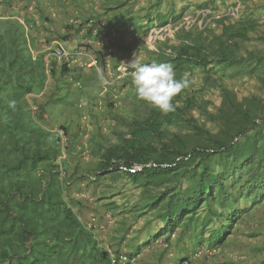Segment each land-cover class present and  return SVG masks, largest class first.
Here are the masks:
<instances>
[{
  "label": "trees",
  "instance_id": "16d2710c",
  "mask_svg": "<svg viewBox=\"0 0 264 264\" xmlns=\"http://www.w3.org/2000/svg\"><path fill=\"white\" fill-rule=\"evenodd\" d=\"M239 1L233 20L224 14L236 0L223 13L222 0H0V264H193L197 254L225 264L237 238L231 264H264V0ZM205 9L220 16L213 26L180 28L145 49L146 63H170L191 82L175 111L162 114L133 90L146 113L115 116L110 139L96 103L85 115L96 132L82 144L86 90L74 97L66 86L90 89L94 69L47 64L50 45L87 39L79 47L103 67L108 47L135 51L155 22L177 26ZM111 55L116 69L122 58ZM63 101L69 124L54 119ZM104 104L113 116L115 102Z\"/></svg>",
  "mask_w": 264,
  "mask_h": 264
},
{
  "label": "rangeland",
  "instance_id": "374dc122",
  "mask_svg": "<svg viewBox=\"0 0 264 264\" xmlns=\"http://www.w3.org/2000/svg\"><path fill=\"white\" fill-rule=\"evenodd\" d=\"M223 3L221 4V7L219 9L220 13H223L225 10V7L228 3H231L232 0H222ZM91 9V7L89 8ZM77 11V10H76ZM60 10L56 11L54 10L52 12V16L51 18L54 19L56 21V24H57V27H60V26H64L66 23H65V19H64V22L63 21H60L59 19H63L64 17L60 15ZM81 13V11H80ZM57 14V15H56ZM221 15V14H220ZM58 19V20H57ZM78 24V22H76ZM63 33H66V32H63ZM76 39L72 38L70 39V41L66 42V43H63L64 47L68 50H71V48L75 45ZM55 42V41H54ZM53 44H57V43H61L59 39L56 40V43ZM133 41L129 38L128 40L126 39V41H124V43H126L128 46L132 45ZM52 45V44H51ZM50 45V46H51ZM53 46V45H52ZM113 46H116V43L113 44ZM122 48L123 47H120L118 46L117 44V48H112V53L115 54L116 50L118 51V54H120L122 60H126V58L128 59L129 63L133 60L139 62V63H146L148 61V55L146 52V48L145 47H142L140 48L141 51L139 50L138 53H134V51H131V52H125V51H122ZM146 49V50H145ZM130 53V54H129ZM133 55H135L134 57H132ZM132 57V58H131ZM81 63H78L76 65H80ZM75 65V64H74ZM128 68H133V66H129ZM115 71H112L110 74L107 73V76H109V81L110 83L112 84L108 91V93H105L103 96H99L101 98V101H97L98 99V92L97 90H92L91 88L89 89L87 84L85 83V81L82 82L81 84V81H77L75 82L74 84H69V86L66 88L67 89H70L73 91V96L74 97H79L78 96V90L83 88V90H86V99L85 100H82L81 101V111L84 112L83 114V117H82V120H81V124H82V127H84L82 130V144H85L88 145L89 141H90V138L91 136H93V134L96 132L95 129H96V124L93 125L91 124L90 122V117L85 116L88 112V110L90 109V106L91 108H94V104L98 103V107H102L104 111L107 110L106 112V116H107V119L108 121H104L102 120L99 127L101 126L102 127V134L103 135H107L108 138L112 139L114 137V135L111 133L112 129L114 127H116L115 125V116L117 115H122V116H132L134 115L133 113L134 112H140L142 115H145L146 113V106L141 103L133 94V86H132V82H125L124 79L125 78H120L119 80H117V74L115 75L114 74ZM101 73V72H100ZM128 73V71H127ZM97 76L100 77L99 73H97ZM91 86L93 87V84H91ZM53 88L54 87V82L53 80H49L48 82V89L46 90V97H48L49 95L53 94ZM65 93V91L63 90L62 92L58 91V93H56L57 96H61ZM65 95V94H64ZM110 101V102H115L114 104V107H115V110L112 111L113 113V116H111L110 114H108V109L105 108V104H104V101ZM141 103V104H140ZM65 101H63L62 103L60 102H56L55 104V107H57V114H58V118L54 115V119L57 120V124H60L63 123V124H69V113L67 112V110L65 109ZM95 109V108H94ZM91 113V116L93 117L94 114H93V111L91 110L90 111ZM78 113V112H76ZM50 117V118H49ZM71 117V116H70ZM46 118V117H45ZM66 118L68 120H66ZM77 118L76 114H75V119ZM52 121H50V120ZM47 120L49 122H51L52 124H55L56 123L54 122L52 116L49 114L47 115ZM47 121V122H48ZM71 124V123H70ZM59 126V125H58ZM120 129L123 131L122 127H120ZM57 129L54 128V131H56ZM89 153H85L84 155H82V158L84 161H91L90 157L88 156ZM83 188V187H82ZM74 195H76L75 193H73ZM89 194L86 192V193H83V194H80L79 196L82 197V199H88V196ZM142 223V222H141ZM138 227V226H137ZM245 230H250L251 231V224L249 225H245L243 226ZM235 243H236V248H230L225 255L223 256H220L221 257V260H220V263L221 261L224 260V258L227 259L226 262H224L225 264H231L230 260L232 259H235V257L237 258V255L240 254V247H242V241H241V238H237V239H234ZM254 242H257V240H254ZM32 244L34 245V243L32 242ZM161 246H158L156 247L157 249H159ZM205 255L206 257V254H203V256ZM174 255L171 253L169 255V259L170 260H174ZM193 264H200V261L202 260V256H200L199 254L196 255V257L193 259ZM16 261V259L14 260ZM250 261V259H249ZM173 262H170V264H172ZM223 264V263H222Z\"/></svg>",
  "mask_w": 264,
  "mask_h": 264
},
{
  "label": "clouds",
  "instance_id": "9594fccd",
  "mask_svg": "<svg viewBox=\"0 0 264 264\" xmlns=\"http://www.w3.org/2000/svg\"><path fill=\"white\" fill-rule=\"evenodd\" d=\"M75 41L77 42V46L73 50H67L62 42L52 44L53 46L51 45L47 49L46 63L49 64L52 60L57 61L58 63L68 61L71 66L76 68H83L84 71L87 72H89L90 69H94V74L91 76V84H93V87L91 86L90 88L95 90H98L99 88L100 96L108 93L107 90L110 89V86L112 85L109 81L110 77L107 76V73L110 74L112 71H115L114 74H117V80H119L120 78H125L128 75L127 71L129 70L128 67L130 65L134 67V71L131 74V82L137 98L148 103L154 109L160 111L162 114L166 115L170 112H174V98L190 87L191 82L186 75L182 76L179 79L176 78V72L174 71L173 65L170 63H158L155 61L151 63H139L133 60L129 63V65L126 66L125 75H122L119 67L122 66L124 61L128 60L127 58L126 60H120L119 66L114 69V56L111 55L112 48L108 47L105 55L106 64H103L102 67L100 60L95 56L92 50H86L85 48L79 47L80 45H91V42L89 40L83 39L82 43H79L77 40ZM108 41L109 40L107 39L106 42ZM59 45H61L66 51L71 54L80 53V55L72 59L62 61L51 58L49 56L51 50L55 47H59ZM102 45L104 46L105 43H102ZM139 45H141V43ZM142 47L143 46H140V48ZM97 48H100V44H97ZM140 48H136L134 53H138ZM134 56L135 55H133L132 57ZM78 63L81 64L76 65ZM97 73H99L100 77L97 76ZM49 80L50 79H48V82ZM95 80H97L98 83L94 84ZM54 128L56 127H52L50 129L52 133H57L59 135L60 133L62 134V132L57 128V130L54 131Z\"/></svg>",
  "mask_w": 264,
  "mask_h": 264
},
{
  "label": "built area",
  "instance_id": "2783aa9c",
  "mask_svg": "<svg viewBox=\"0 0 264 264\" xmlns=\"http://www.w3.org/2000/svg\"><path fill=\"white\" fill-rule=\"evenodd\" d=\"M240 7H241L240 1L236 0V5L230 6L224 15L231 17V19L233 20H237L239 19L241 15ZM216 18L218 19L220 18V16L217 15L216 17H214L212 10L205 9V10H200L195 14L187 15L177 26L173 24H167L164 26H160L158 23L155 22L154 25H152V27L150 28L146 37L143 39L141 45H139L137 49H139L140 46H143V47H146L150 51H155L157 48V45L160 42H165L167 40L174 39L175 34L178 31V29L183 28L185 30H190L194 27H199L200 29H202L210 24H212L213 26V20ZM79 55L80 53H77V54L69 53L61 45H59V47L53 48L49 54L51 58H55L59 61L69 60ZM127 65H129L128 60L124 61L122 66L119 67V70L122 75H125ZM66 140L67 139L64 137V135L60 133L61 145L64 146V144L66 143ZM118 259L122 263L128 262V259L125 256H120L118 257ZM112 262L116 263L114 260Z\"/></svg>",
  "mask_w": 264,
  "mask_h": 264
},
{
  "label": "crops",
  "instance_id": "0c3cea01",
  "mask_svg": "<svg viewBox=\"0 0 264 264\" xmlns=\"http://www.w3.org/2000/svg\"><path fill=\"white\" fill-rule=\"evenodd\" d=\"M77 46V42L75 43V45L71 48V50H73L75 47ZM111 90V89H110ZM109 91V89L107 90ZM225 261V260H224Z\"/></svg>",
  "mask_w": 264,
  "mask_h": 264
}]
</instances>
